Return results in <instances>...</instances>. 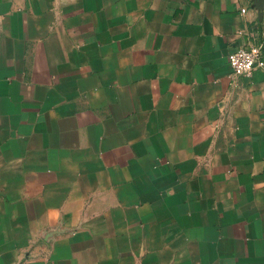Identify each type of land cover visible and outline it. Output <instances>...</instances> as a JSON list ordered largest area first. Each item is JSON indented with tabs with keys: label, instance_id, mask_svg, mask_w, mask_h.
Here are the masks:
<instances>
[{
	"label": "crops",
	"instance_id": "crops-1",
	"mask_svg": "<svg viewBox=\"0 0 264 264\" xmlns=\"http://www.w3.org/2000/svg\"><path fill=\"white\" fill-rule=\"evenodd\" d=\"M254 44L264 0H0V264H264Z\"/></svg>",
	"mask_w": 264,
	"mask_h": 264
},
{
	"label": "built area",
	"instance_id": "built-area-1",
	"mask_svg": "<svg viewBox=\"0 0 264 264\" xmlns=\"http://www.w3.org/2000/svg\"><path fill=\"white\" fill-rule=\"evenodd\" d=\"M228 60L232 69L230 76L250 77L256 70H264L263 45L239 47L229 53Z\"/></svg>",
	"mask_w": 264,
	"mask_h": 264
}]
</instances>
